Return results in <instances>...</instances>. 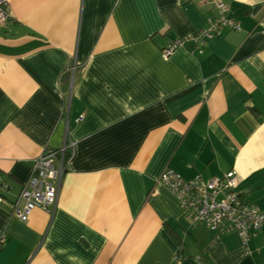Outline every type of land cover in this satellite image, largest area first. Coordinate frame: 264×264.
<instances>
[{"label":"crops","instance_id":"obj_1","mask_svg":"<svg viewBox=\"0 0 264 264\" xmlns=\"http://www.w3.org/2000/svg\"><path fill=\"white\" fill-rule=\"evenodd\" d=\"M222 1L240 28L168 57L170 40L218 15L212 2L8 1L0 264H195L202 251L204 264H264V230L244 247L234 232L191 227L158 181L166 169L204 180L233 170L244 202L264 211V0ZM65 138L54 212L20 221L12 202L34 158Z\"/></svg>","mask_w":264,"mask_h":264},{"label":"built area","instance_id":"obj_2","mask_svg":"<svg viewBox=\"0 0 264 264\" xmlns=\"http://www.w3.org/2000/svg\"><path fill=\"white\" fill-rule=\"evenodd\" d=\"M8 1L0 0V24L9 17L6 12ZM208 1L216 6L218 15L208 19L207 27L170 40L161 50L163 56H170L188 42L194 45L191 52H202L200 45L218 35L224 27L240 28L239 22L227 15L228 7L222 0ZM71 68L74 69L73 64ZM73 146L74 143L65 138L60 149L44 150L34 158L31 174L12 202L13 216L26 221L34 209L48 214L54 212L59 181L69 160L66 159L65 152L67 149L72 150ZM158 181L176 196L191 227L203 225L213 232H234L240 237L244 247H247L252 235L264 230V211L244 202L236 191L238 177L233 170L220 178L204 180L199 174L185 179L173 170L166 169L159 175ZM8 189V184L0 175V203L4 200L3 193ZM205 254L202 251L196 255L195 264H204ZM176 259L180 260V255Z\"/></svg>","mask_w":264,"mask_h":264},{"label":"trees","instance_id":"obj_3","mask_svg":"<svg viewBox=\"0 0 264 264\" xmlns=\"http://www.w3.org/2000/svg\"><path fill=\"white\" fill-rule=\"evenodd\" d=\"M66 155V154H65Z\"/></svg>","mask_w":264,"mask_h":264}]
</instances>
